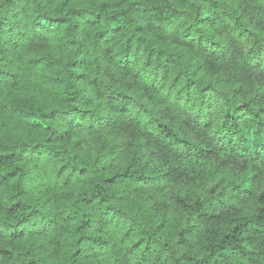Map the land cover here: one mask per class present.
<instances>
[{"label": "clouds", "instance_id": "obj_1", "mask_svg": "<svg viewBox=\"0 0 264 264\" xmlns=\"http://www.w3.org/2000/svg\"><path fill=\"white\" fill-rule=\"evenodd\" d=\"M0 264H264V0H0Z\"/></svg>", "mask_w": 264, "mask_h": 264}]
</instances>
